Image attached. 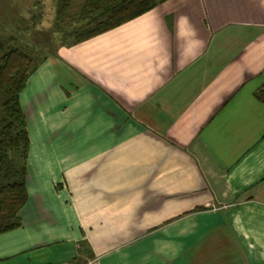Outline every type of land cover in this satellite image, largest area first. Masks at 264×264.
<instances>
[{"label":"crops","instance_id":"1","mask_svg":"<svg viewBox=\"0 0 264 264\" xmlns=\"http://www.w3.org/2000/svg\"><path fill=\"white\" fill-rule=\"evenodd\" d=\"M262 83L264 0H164L60 43L19 93L0 264H264Z\"/></svg>","mask_w":264,"mask_h":264},{"label":"trees","instance_id":"2","mask_svg":"<svg viewBox=\"0 0 264 264\" xmlns=\"http://www.w3.org/2000/svg\"><path fill=\"white\" fill-rule=\"evenodd\" d=\"M164 0H83L75 13H69V0H56V31L68 21L62 41L76 43L114 28L150 10ZM74 18L75 20H71ZM83 25L70 28L71 21ZM64 38V39H63ZM27 51L13 47L9 38L0 40V233L18 227L19 210L27 199L25 188L29 140L19 93L28 76L43 61ZM264 107V83L253 92Z\"/></svg>","mask_w":264,"mask_h":264},{"label":"rangeland","instance_id":"3","mask_svg":"<svg viewBox=\"0 0 264 264\" xmlns=\"http://www.w3.org/2000/svg\"><path fill=\"white\" fill-rule=\"evenodd\" d=\"M56 0H0V40L9 38V44L13 47L27 51L38 60L43 56L53 54L55 48L62 41L63 31L69 20L60 23L62 30L56 31L53 26L55 22ZM69 13H75L78 5L83 0H69ZM71 20H75L72 18ZM70 20V21H71ZM72 27L83 25V21H71ZM64 39V38H63ZM70 39H65L68 42ZM44 60V59H43ZM39 121V118H38ZM44 129L50 126L44 125ZM52 125L53 131L58 134L60 129ZM29 130L36 137L43 133L41 121L33 115L29 122ZM37 133H34L35 131ZM76 130H74V133ZM62 133L59 135V139ZM57 139V138H56ZM188 257V254L185 255Z\"/></svg>","mask_w":264,"mask_h":264}]
</instances>
